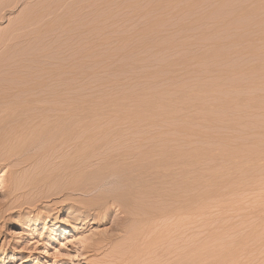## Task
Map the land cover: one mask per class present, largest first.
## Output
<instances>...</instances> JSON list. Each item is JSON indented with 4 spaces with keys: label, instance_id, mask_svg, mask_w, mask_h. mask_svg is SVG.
Wrapping results in <instances>:
<instances>
[{
    "label": "rangeland",
    "instance_id": "obj_1",
    "mask_svg": "<svg viewBox=\"0 0 264 264\" xmlns=\"http://www.w3.org/2000/svg\"><path fill=\"white\" fill-rule=\"evenodd\" d=\"M0 67V264H264V0H0Z\"/></svg>",
    "mask_w": 264,
    "mask_h": 264
},
{
    "label": "bare ground",
    "instance_id": "obj_2",
    "mask_svg": "<svg viewBox=\"0 0 264 264\" xmlns=\"http://www.w3.org/2000/svg\"><path fill=\"white\" fill-rule=\"evenodd\" d=\"M1 66H2V65H1ZM0 68H1V67H0ZM2 68H3V66H2ZM0 70H1V69H0ZM2 70H3V69H2ZM1 72H2V71H1ZM17 86H18V85H17ZM19 87H20V86H19ZM17 89H18V88H17ZM15 93H16V94H15ZM15 93H14L13 96H16V95H17V91H16ZM18 93H19V91H18ZM19 94H20V93H19ZM19 94H18V95H19ZM18 95H17V97H18ZM15 98H16V97H15ZM18 98H19V97H18ZM18 98H17V99H18ZM16 131H18V130H16ZM8 132H9V131H8ZM8 132H7V135H8ZM12 132H13V131H12ZM0 133H1V132H0ZM4 133H5V132H4ZM10 133H11V132H10ZM13 133H14V132H13ZM13 133H11V134L13 135V137H12L13 139L11 138V140H14V142H11V143L14 144V146H15V144L17 143V145H16V146H17V147H16V151H19V150H20L19 153H17V152H7L8 150L10 151L11 149H12L11 151H13V148H14V147L11 148L13 145L10 147L8 142H7V144L5 143L7 140H6V141H2V140L0 141V152L4 150V151L6 152V154H5L6 156H9L10 158L17 156V157H15V158H18V157L20 156V153H21V149H20V147L18 148V144H20V142L23 143L24 141H25V143H27L26 140H28L29 142H31V141H32L31 139L34 138V132H28V135H25V133L21 132V130L18 131V132H15L14 134H13ZM2 134H3V132H2ZM5 135H6V133H5ZM5 135H4V136L2 135L3 138L5 137ZM9 135H10V134H9ZM9 135H8V136H9ZM12 135H11V136H12ZM15 135H16V136H15ZM8 136L5 137V138L7 139ZM9 137H10V136H9ZM1 138H2V137H1ZM3 138H2V139H3ZM5 138H4V140H5ZM11 140L9 139L8 141L10 142ZM30 140H31V141H30ZM18 142H19V143H18ZM11 143H10V144H11ZM4 144L8 145V147H10V149L5 145V147H7V151H6V150H5L6 148L4 147ZM25 145H26V144H25ZM17 148H18V149H17ZM14 151H15V150H14ZM7 153H8V154H7ZM3 155H4V154H3ZM1 156H2V154L0 155V159H2ZM21 156H22V155H21ZM21 156H20V157H21ZM24 158H25V157H24ZM5 159H6V158H5ZM5 159H4V160H5ZM8 160H10V159H8ZM0 161H1V160H0ZM10 161H11V160H10ZM1 162H2V161H1ZM5 162H6V161H5ZM23 162L25 163L26 160H24L23 158H22V160H21V159H18V162H17L18 164L15 162V163H16V164H15L16 167H18L19 164H22ZM27 162H28V161H27ZM8 163H9V162H8ZM22 165H23V164H22ZM16 167H15V168H16ZM48 188H49V186H48ZM69 188H70V186H69ZM65 189H66V188H65ZM67 190H68V188H67ZM58 191H59V190H58ZM60 191H61V190H60ZM62 191H63V190H62ZM72 191H73V190H72ZM64 192H65V190H64ZM74 192H75V191H74ZM56 193H57V191H56ZM62 193H63V192H62ZM37 194H38V195H41V194H39V193H37ZM37 194H36V195H37ZM51 194H53V193H51ZM38 195H37V196H38ZM54 195H56V194L54 193ZM58 195H60V194H58ZM60 196H61V195H60ZM46 198H47V197H46ZM48 198H49V197H48ZM37 200H38V199H37ZM37 200H36V201H37ZM39 201H40V200H39ZM101 207H102V206H101ZM99 208H100V207H99ZM60 225H61V224H57V225H55V229H59Z\"/></svg>",
    "mask_w": 264,
    "mask_h": 264
}]
</instances>
